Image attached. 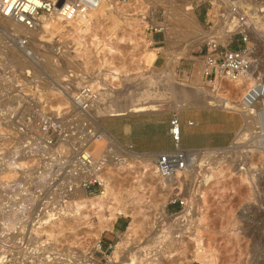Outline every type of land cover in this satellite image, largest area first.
<instances>
[{"label": "rangeland", "instance_id": "obj_1", "mask_svg": "<svg viewBox=\"0 0 264 264\" xmlns=\"http://www.w3.org/2000/svg\"><path fill=\"white\" fill-rule=\"evenodd\" d=\"M124 1L110 0L106 9L113 10L114 17L104 13L93 17L87 31L81 34V43L75 40L70 26L50 34L40 23L37 29L23 34L0 23V264H15L18 261L21 264H78L85 252L90 249L91 253L93 241L95 244L96 238H92L96 230L93 227L97 225L95 214L91 210L82 213L70 208L72 199L78 200L80 194L84 195L76 190L67 197L59 185L61 179L57 174L47 173L46 155L37 153L38 146L32 142L34 133L42 128L39 122L43 115L48 119L59 118L69 110L64 88L74 91L81 83L77 86L71 79L68 80L65 77L67 71L82 72L88 76L87 80L98 75L91 81L95 80L103 86L101 88H106L100 102L112 105L116 101H129L141 93L151 95L154 89H161L163 85L167 89L164 92L170 91L177 99L180 85L187 87L186 90L192 87V79L196 76L194 69L205 68L201 46L204 40L196 44L198 46L191 45L192 36L183 27L172 26L169 9L154 7L148 0ZM201 2L194 7L193 13L199 27L211 32L204 21L208 4ZM257 3H264V0ZM133 13L132 17L128 15ZM140 14L145 28H151L137 29ZM246 21L255 32L254 35L249 34L250 41L253 40L249 56L253 64L251 72L264 79V20L260 25L251 24L247 16ZM154 27L166 29L156 32ZM95 36L106 41L113 51L109 52L101 46L102 50L96 53L93 45ZM23 39L26 43L20 46L18 43ZM146 39L155 43L148 45ZM115 70L117 78L113 79ZM203 80L210 94H224L231 100L240 96V88L230 84L227 78ZM209 110L216 112L217 116L233 115L241 121L237 112L218 105H207L188 111L173 107L127 112L121 116H100V122L120 141L131 142L136 149L161 150L171 146L165 134L171 113L177 112L184 122L197 113ZM234 138L232 142H236L235 146L244 141L237 136ZM187 142L195 143L196 138L189 136ZM256 156L260 176L259 203L264 205V155L257 153ZM259 208V217L264 222V209L260 204ZM119 211L125 213L123 209ZM83 214H90V218L83 217ZM127 221L123 217L116 222L110 221V228L102 229L99 237L104 241L107 237L108 240H118L122 237V224ZM263 222L253 227V237L249 235L250 227H247L248 237H227V240L225 237V241H221L220 237H210L215 241L208 243L209 248H204V251L214 253L217 264H264ZM134 226L135 223L128 234ZM208 228L210 236L224 230V227L218 226ZM127 233L123 238L128 236ZM123 238L118 241L123 242ZM189 263L199 264L195 261Z\"/></svg>", "mask_w": 264, "mask_h": 264}, {"label": "built area", "instance_id": "obj_2", "mask_svg": "<svg viewBox=\"0 0 264 264\" xmlns=\"http://www.w3.org/2000/svg\"><path fill=\"white\" fill-rule=\"evenodd\" d=\"M204 2L208 4L205 25L215 32L201 44L203 79L242 77L252 65L249 56L253 48L244 11L248 0H202L201 4ZM97 4L98 0H0V14L33 30L43 16L63 21L86 19ZM154 30L161 32L160 28ZM146 41L148 45L155 43ZM25 43L23 39L18 44ZM95 76L87 80L82 72L67 71L68 80L78 77L81 83L69 95V110L63 112L67 117L48 119L43 115L39 122L42 128L34 133L32 142L38 146L37 153L54 161H48L51 166L47 173L57 174L66 195L76 188L92 197L107 188V206L126 212L117 211L113 220L128 219L118 240L126 236L129 222L135 219L119 258L132 252L146 260L142 264H178L191 255L194 237H199L200 247L205 249L215 241L210 237H220L221 241L225 237H248L247 227L253 237V227L263 222L259 217L257 154L247 162L232 141L221 147H183V122L177 112L167 120L170 147L136 149L133 143L120 141L100 117H95L93 110L104 90L89 84ZM185 125L191 127L195 122L187 119ZM100 129L106 130L109 139L100 134ZM59 141L65 144V150L56 154L52 146ZM214 226L224 230L210 236L208 227ZM108 238L104 241L99 237L95 244L93 241L91 253L87 251L81 259L83 264H110L112 247L118 240Z\"/></svg>", "mask_w": 264, "mask_h": 264}, {"label": "bare ground", "instance_id": "obj_3", "mask_svg": "<svg viewBox=\"0 0 264 264\" xmlns=\"http://www.w3.org/2000/svg\"><path fill=\"white\" fill-rule=\"evenodd\" d=\"M109 1L110 0H98L97 6L89 13L86 19H79V20H74V21H63L61 18H50L47 16L46 17L43 16L41 27L44 28L46 31H48L50 34H52L54 31L58 29H63L64 27L70 26L72 29L71 33H73V36H76L74 37L75 40H77L78 43H81L82 42V41L80 42V39L82 37L81 34L87 31L88 26L91 25L90 20L93 17L100 16L102 15V13L106 14L107 16L114 17L113 15L114 11L106 9V5L108 4ZM200 1L201 0H148V2L154 7L161 6L171 11L172 16L170 18L173 23L172 26L175 25L178 27H183L184 31H186L187 34H190L192 36L191 45L200 44L202 43L203 40L206 41L210 39L211 37H213L214 32H215L214 30L215 28H210L211 32H208L209 30L207 32L204 31L202 28L199 27V25L196 22L193 9ZM109 8H110V5H109ZM244 11L246 15L248 16L251 24L259 23L260 25V23L264 20V3H257L254 0H248V2L245 3ZM128 15L132 17L134 13L128 14ZM137 20H138L137 22L135 21L137 25V29L145 28L146 24H144L145 21L143 20L142 16L141 18ZM0 23H2L4 27H9V26L12 27V30L15 32H19L23 34H27L30 32V29L26 28L22 23L18 22L15 19L4 17L1 14H0ZM247 26H248L247 29H248L249 34L254 35L255 32L253 28L250 26L249 22ZM164 28L165 27H163V29ZM160 29L161 31L163 30L162 28ZM40 31H42V29ZM33 34L35 33L33 32ZM35 36L36 35H34L33 37ZM94 39H95V42L93 43V45L95 47L96 53H99V49L101 46L105 47L109 52L113 51L111 46L107 45V42L103 41V39L98 38L96 36L94 37ZM250 39L251 37L249 35V43L252 45L251 42L253 40L250 41ZM35 40H36V37H35ZM156 52L159 53L158 50H156ZM252 66L253 64L251 65L250 69H248L242 75V77H238L236 79L227 78L230 81V84H232L235 87L240 88V92H239L240 96L237 100H231L229 97L225 96L224 94H213L212 92L211 94L208 93L209 92L207 90L208 88L206 89L205 82L202 78L203 77L202 71L204 70V68L201 66V67H197L196 69H194L196 76L195 78L192 79L193 81L191 82L192 87L191 88L189 87L190 88L189 90H186L188 88L187 87L183 88L184 86H181V85L180 87H178L179 93H178L177 99L173 98L174 96L170 91L164 92L167 89H166V86L163 85L161 89L159 88L154 89V92L151 95H148L146 93L145 94L141 93L136 98L130 99L129 101L128 100L124 102L116 101V103L112 105L110 104L104 105L103 103H101L102 99L101 100L99 99L93 112H95V115H97L95 117H100V116L109 117V116H121L127 112H134V111H138V112L157 111V110H164L167 108L172 109L173 107L178 110L188 111L194 107L199 108L201 106L204 107L207 105H218L223 109L237 112L240 115L242 123L235 137L237 136L238 139L239 138L244 139V141L237 143L236 146L233 145V147L237 148L240 152H242V154H244L243 155L244 159L247 162H249L248 160L250 158L247 159V156L251 157L253 153L254 154L258 153V155L260 154L264 155V79L256 75L255 72L254 73L251 72ZM116 70L114 71L115 73L113 72V76H112L113 79L117 78L115 76ZM167 75H168V72H166V77ZM70 81H72V79ZM72 82L74 83V85H77V86L80 85V82L78 81V77L75 78ZM89 84H92L93 86H97L99 87V89H104V88H101L103 86H100L99 82L97 81H91L89 82ZM71 90L72 89H68V87L64 88L63 94L64 96H66L68 101L70 100L69 95H72L74 93V91L73 90L71 91ZM104 90H106V88ZM104 90L100 92V96L102 95V93L104 94L105 92ZM112 92H115V91H112ZM114 95L116 94L114 93ZM150 96L152 98H150ZM95 120L97 121L96 118ZM100 134L103 136H106L109 139V136L107 135V132L105 129H100ZM54 149H56L57 151H53ZM64 150H65V144L61 143L60 141L52 146V152H55L56 154L58 153L61 154V152ZM55 160L57 161L58 159L55 158ZM48 161H50V159H47V163ZM50 162L54 163V161H50ZM51 163H48L49 167L51 166ZM57 163H59V160ZM76 190L78 189L75 188L74 190H72L71 193H68L67 197L72 196ZM107 195H108V190L105 187V190L103 191L102 194H98L94 197H86V198H84L85 196L83 197L80 194L78 200L72 199V201L70 202L71 203L70 208L73 209L75 212L77 211L87 212L91 210L92 213L95 214L97 225L94 226L95 228L93 227V229H96V230L94 231L93 237H92V238L94 237L96 238V239L94 238L95 243H96V240L99 238V233H101L100 231L104 228H110L109 226L110 221H112L115 218L117 211H119L120 209H123V208L117 209L114 207L111 208L110 206H107V201H106ZM259 204L261 208L264 209L263 203L261 204L260 202ZM3 216H5V214H3ZM82 216L83 217L88 216V219L90 218V214H83ZM134 220H131L129 222L127 231L130 230L132 226L134 225ZM198 231H199L198 228L195 229V232L197 235H198ZM126 238L127 237L123 238V242L117 241L115 245L112 247L114 250L112 251L111 256L109 257L110 264H113L115 261H117V263L119 264H122V263L123 264H139V263L142 264L143 262H145L146 260H144L142 257L139 258L140 257L139 254L135 256L132 252H128L127 256H123L121 259L119 258L120 251L123 249V246L126 245L127 243ZM193 241L195 243V247L193 251H191V255L189 257H185V259L178 262V264H187L190 261H195L199 263L207 262V263L217 264V256L214 253L205 252L204 248L202 250V248L200 247L199 237H194ZM68 253H66L65 255H68ZM84 254H86V252ZM114 258L116 259L115 261H113ZM146 263L149 264V262H146ZM15 264H21V262L18 261ZM81 264H83V261H81Z\"/></svg>", "mask_w": 264, "mask_h": 264}, {"label": "crops", "instance_id": "obj_4", "mask_svg": "<svg viewBox=\"0 0 264 264\" xmlns=\"http://www.w3.org/2000/svg\"><path fill=\"white\" fill-rule=\"evenodd\" d=\"M214 111H202L195 114L192 119L195 122L194 126H186L183 122L181 145L183 147H221L228 145L235 137L241 123L235 116L222 114L217 116ZM168 137V125L165 130ZM194 136L195 143H188L187 138Z\"/></svg>", "mask_w": 264, "mask_h": 264}]
</instances>
